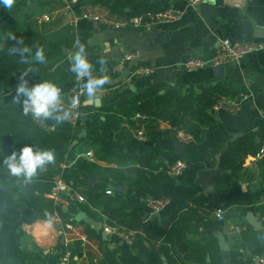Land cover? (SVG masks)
<instances>
[{
	"label": "crops",
	"instance_id": "crops-1",
	"mask_svg": "<svg viewBox=\"0 0 264 264\" xmlns=\"http://www.w3.org/2000/svg\"><path fill=\"white\" fill-rule=\"evenodd\" d=\"M81 1V13L93 10L114 19L126 17L111 14L106 6L94 4L92 0ZM151 3L160 8L173 6L183 11L184 15L173 24H159L150 30H93L80 43L87 55L98 54L116 63L125 54L135 52L137 57L128 64L129 69L139 65L155 69L152 75L132 81L128 77L120 80V74L114 82L122 81V84L98 93L100 106L127 99L138 89L153 83L162 85V92L175 85H182L187 93L208 84H223L228 92L225 94L227 96H236L241 92L248 94V99L242 101L239 110L227 112L212 109L216 119L211 125H202L186 116L183 118L184 125L175 129L168 121L161 120L154 133L147 135L144 140L139 139L127 123H108L102 117L108 123V128L101 127L92 141L102 143L107 151L100 153L97 145L85 146L83 150H92L96 158L93 163L98 166L111 169L141 168L143 158L150 152L157 155L155 165L161 163L168 166L179 160L185 162L186 167L177 176L135 186L120 183L110 187L112 195L128 201V211H145V216L148 215L149 199H166L168 206L158 216L150 219L154 220L155 217L167 214L173 205L183 201H188L191 205L189 197L193 189L198 188L209 203H215L220 192L217 184L222 174L220 163L225 153L237 140L247 135L253 136L256 143L264 142V50L251 53L240 61L225 63L221 76L215 72L216 66L189 72L182 65L188 58H211L223 37L264 44V0H202L198 7L188 5L186 0H133L131 8L126 11ZM81 13L76 14L73 6L71 9L65 2L53 7L50 12H45L46 15L58 14L54 16L55 25L73 27L77 26ZM71 91L84 95L80 93V87ZM181 129L193 135L192 141L179 140L177 132ZM259 157L260 155L247 156L244 165L247 171L242 173L240 179L247 214L240 217L241 211L236 206L229 211L223 208L225 217L224 220H219L214 212L221 205H216L213 213L195 217L188 239L194 246L204 249L206 256L204 262L186 261L187 264H212L213 259L219 257L223 258V264H233L235 257L240 264H252L253 254L264 253V192L256 196L261 187L257 166ZM249 172L253 174L251 179ZM91 177L98 180L97 175ZM86 203L87 201L78 204ZM59 204L63 207L69 205L66 194L60 195ZM89 209V213L83 210L78 212V222L73 223L75 228L70 233L71 246L76 241L81 242L82 253L81 256H75L74 264H98V260L107 254L115 257L119 264H147L132 244L117 234L105 232L103 226L106 219L95 218L92 213L98 210L92 206ZM251 215L262 225L257 230L248 220ZM236 227H242L243 230L237 231ZM23 230V244L30 262L59 264L58 248L63 233L57 226L50 220H38L24 224ZM87 230L91 232L90 235L95 236H89ZM220 234L225 238L226 248H221ZM153 248L157 250L159 243H153ZM176 255L178 259L184 257V253L179 250ZM161 258L162 264H168L165 255Z\"/></svg>",
	"mask_w": 264,
	"mask_h": 264
},
{
	"label": "trees",
	"instance_id": "trees-1",
	"mask_svg": "<svg viewBox=\"0 0 264 264\" xmlns=\"http://www.w3.org/2000/svg\"><path fill=\"white\" fill-rule=\"evenodd\" d=\"M62 0H16L12 9H5L0 5V264H34L29 261V254L23 244L25 232L24 224L38 220H50L58 208L63 222L77 223V214L83 210L89 213L90 206L98 211L92 213L95 218L106 219L107 224L121 227L124 232L143 229L144 234H138L132 246L138 251L145 263L162 264V255L168 259V264H187L189 261L204 262L205 250L194 246L188 239V233L193 226V219L200 215L211 214L216 205L224 209L236 206L240 209V217L247 214L246 201L241 187V175L247 171L245 160L248 155H260L257 166L261 187L256 192L260 196L264 192V154H261L264 142L256 143L251 135L237 140L223 156L220 167L222 174L217 184L220 192L215 203H209L208 198L193 189L188 201L173 205L167 214L145 221V211H128V201L122 197L108 194L111 186L120 183L138 185L153 183L161 178H169L166 165L154 164L157 160L155 152H150L142 160L141 168L111 169L102 168L96 163L80 157L85 146H99L98 151L104 153L107 149L102 143L96 144L92 138L99 134L101 127L108 128V123H127L131 128L145 125L147 135L151 136L159 121H168L175 129L184 125L183 118L188 116L202 125L215 122L212 108L219 98L227 94L223 84H208L199 90L184 92L182 85H175L164 92L160 84H150L135 91L132 96L117 103L102 106L84 105L85 95H79V116L73 115L62 124L53 120L38 121L31 115L24 116L22 106L13 100L18 77L21 72L31 70L26 79L29 86L35 83L50 81L61 89L65 105L73 96L71 90L80 87L75 74L70 71V55L77 49V40L85 41L94 29L89 21L80 19L77 26L71 25H42L30 22L31 16H44ZM94 4H101L108 8L111 14L129 16L158 10L154 3L131 9L133 0H92ZM82 1L73 5L76 14L81 13ZM40 17V18H41ZM23 37L24 44L31 48L30 63H22L17 54L11 49L15 41L10 35ZM37 47L44 49L46 63H36L34 57ZM63 47H67L68 55H64ZM87 55V53H86ZM93 65V75H100L101 65L97 62L103 58L106 63V74L110 83L103 89L110 90L122 84L114 82L119 74L115 72L117 63L104 56L90 53L87 55ZM146 115L144 121L135 120L136 113ZM102 117L106 118L105 121ZM85 129L87 135L80 137ZM102 140L104 139L101 137ZM74 141H78L73 145ZM30 145L34 150H53L55 163L48 164L38 170L31 183H26L22 177L12 176L2 164L3 158L12 151H19L23 146ZM91 175H97L98 180L90 183ZM250 179L253 174L249 172ZM63 178L73 189L82 193L86 204L70 202L68 206H58L51 197L56 178ZM264 213V209L262 210ZM89 236L91 232L87 230ZM153 243H159V248H153ZM59 247H62L60 245ZM81 242L76 241L71 246L75 256H81ZM184 253L182 259L176 257V252ZM171 253V255H170ZM59 261V257H58ZM187 261V262H186ZM98 264H119L117 259L107 254ZM212 264H223V258L213 259ZM233 264H240L234 258Z\"/></svg>",
	"mask_w": 264,
	"mask_h": 264
},
{
	"label": "built area",
	"instance_id": "built-area-1",
	"mask_svg": "<svg viewBox=\"0 0 264 264\" xmlns=\"http://www.w3.org/2000/svg\"><path fill=\"white\" fill-rule=\"evenodd\" d=\"M65 2L69 8L72 9V6L79 2V0H62ZM187 4L192 7H198L202 4V0H186ZM184 15V12L180 9H177L173 6H168L160 8L154 11H147L145 13L133 14L123 18L114 19L106 15L97 13L93 10H85L81 13L80 19H85L89 21L94 30H100L103 28H114V29H125V28H136L142 30H150L159 24H173L181 19ZM46 16V15H45ZM264 50V44L257 41L248 40V41H237L232 40L227 37L220 39L214 54L211 58H188L184 61L183 68L189 72L205 68L207 66H218L224 65L225 63L232 61H240L245 58L247 55ZM137 53L130 52L125 54L118 61L115 72L117 74H122L126 69L130 71L128 80L132 81L135 78H144L152 75L155 72V69L151 66L139 65L135 68L129 69L128 64L135 60ZM248 99V94L239 93L236 96H227L223 95L219 98L217 103L213 106V110H225L227 112H232L239 110L242 105V101ZM135 120L144 121L146 115L143 113H136L133 117ZM127 125V124H125ZM128 126V125H127ZM133 129V132L141 140L147 138V131L144 124L139 125ZM177 137L183 142H190L193 139V135L189 132L181 129L177 132ZM263 149L261 154H263ZM80 157H84L89 161L95 162L96 158L92 150L88 149L87 151L80 154ZM186 167L184 161H177L175 164L166 166V171L169 176H177L181 171ZM108 194H111V190H107ZM62 194H66L68 203H85L87 201L86 197L80 193L78 190L73 189L63 178L58 177L55 180V186L51 197L55 199L57 205L59 206V197ZM61 206V205H60ZM168 206V201L164 198H152L148 200V215L144 218L145 221L152 219L157 213L162 212ZM224 212L222 206H219L215 210V216L219 220H224ZM50 221L53 225L57 226L63 233V239L60 245L63 246L58 248L59 264H74L75 255L71 250V240L70 233L74 230L75 226L72 222H63L58 208L56 207ZM104 230L110 234H117L121 236L125 241L130 244L136 239L138 234H144V230H129L124 232L121 227L116 225H110L105 223ZM237 231H242V227H236ZM252 264H264V253H255L251 257Z\"/></svg>",
	"mask_w": 264,
	"mask_h": 264
},
{
	"label": "clouds",
	"instance_id": "clouds-1",
	"mask_svg": "<svg viewBox=\"0 0 264 264\" xmlns=\"http://www.w3.org/2000/svg\"><path fill=\"white\" fill-rule=\"evenodd\" d=\"M15 2L16 0H0V5L10 10ZM9 39L15 41V46L11 49L12 53L19 55L22 63H30L29 56L25 54L31 55L32 50L24 44L23 37L12 34ZM75 47L77 50L69 57L70 71L75 74L77 82L80 84V93L86 96L85 102L94 103L99 98L98 93L103 89V86L110 83V78L104 67L106 61L103 58L97 61L101 65L100 75H93V65L89 62L79 40L75 42ZM32 59L39 64L46 63L44 49L37 47ZM30 71L29 69L20 73L13 97L15 103L22 106L24 116L31 115L33 119L41 122L53 120L56 124H62L74 114L80 115L78 111H75L81 103L79 95L73 96L65 105L61 89L56 84L44 81L29 86L26 77ZM53 163H55L53 150H34L30 145L23 146L19 151H12L11 154L4 156L2 161L12 176L22 177L26 183L32 182L38 170Z\"/></svg>",
	"mask_w": 264,
	"mask_h": 264
},
{
	"label": "water",
	"instance_id": "water-1",
	"mask_svg": "<svg viewBox=\"0 0 264 264\" xmlns=\"http://www.w3.org/2000/svg\"><path fill=\"white\" fill-rule=\"evenodd\" d=\"M63 50H64V55L65 56H67L68 55V49H67V47H63ZM215 72L218 74V75H222V73H223V69H224V66L223 65H218V66H216L215 68ZM129 73H130V71L128 70V69H126L123 73H122V75L120 76V80H124V79H126L128 76H129ZM84 105H95V106H100V99H96V101L93 103V102H84L83 103ZM87 135V132H86V130L85 129H83L82 130V132L80 133V137H84V136H86ZM78 141H74L73 142V145L74 144H76ZM96 177H90V183H94V182H96ZM159 215V213H157L156 214V216H158ZM248 220H249V222H250V224L257 230V229H259V227H261L262 225H260L259 223V221L258 220H256L255 219V217L254 216H249L248 217ZM219 239H220V244H221V248H226V244H225V238L223 237V235L222 234H220L219 235Z\"/></svg>",
	"mask_w": 264,
	"mask_h": 264
},
{
	"label": "rangeland",
	"instance_id": "rangeland-1",
	"mask_svg": "<svg viewBox=\"0 0 264 264\" xmlns=\"http://www.w3.org/2000/svg\"><path fill=\"white\" fill-rule=\"evenodd\" d=\"M37 15H38V13H34V15L31 16L29 21L34 23V24H37L39 26H42V25H45V24L46 25H51V24L55 25L54 19L56 17H54V16H58V14H55L54 16L53 15H49V14H47V15L45 14L46 16L44 15V16L41 17V15H40L39 18H38Z\"/></svg>",
	"mask_w": 264,
	"mask_h": 264
}]
</instances>
